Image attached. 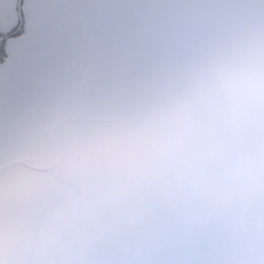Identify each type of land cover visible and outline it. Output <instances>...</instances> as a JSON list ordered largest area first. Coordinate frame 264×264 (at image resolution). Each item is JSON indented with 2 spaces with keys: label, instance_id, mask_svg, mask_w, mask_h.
Instances as JSON below:
<instances>
[{
  "label": "water",
  "instance_id": "95a60500",
  "mask_svg": "<svg viewBox=\"0 0 264 264\" xmlns=\"http://www.w3.org/2000/svg\"><path fill=\"white\" fill-rule=\"evenodd\" d=\"M178 1L180 10L188 7L187 18L177 17L187 40L172 35L165 4L173 0H86L95 76L88 100L77 95L85 103L74 107L80 125L67 121L10 167L50 172L74 186L98 211L111 213L107 223H92L107 229L106 244L120 236L131 242L120 252L135 250L140 261L213 247L218 239L234 245L240 264H264V118H254L260 127L249 140L220 113L228 90L241 82L229 76L235 27L249 25L254 31L239 42L249 57L240 79L254 87L253 103L263 112L264 0H244L232 11L220 0ZM202 14L210 24L222 19L217 39L198 35ZM220 14L225 17H214ZM140 53L155 56L146 72ZM102 78L109 80L107 91ZM221 87L226 92L213 91Z\"/></svg>",
  "mask_w": 264,
  "mask_h": 264
},
{
  "label": "flooded vegetation",
  "instance_id": "af4514ba",
  "mask_svg": "<svg viewBox=\"0 0 264 264\" xmlns=\"http://www.w3.org/2000/svg\"><path fill=\"white\" fill-rule=\"evenodd\" d=\"M243 1L220 0L230 7L229 11L237 10ZM168 4L171 5L168 21L172 35L180 40L189 39L177 19L183 16L187 18L188 7L180 10L181 2L178 0L165 5ZM92 22L86 0H0V61H5L9 53L16 62L13 67L20 74V82L27 80L26 75L33 69L32 62L27 63L28 58L43 48L58 49V54L64 59L63 66L70 67L72 61L69 52L79 44L82 29L90 34L85 58L91 55ZM252 31L254 29L250 25L235 27V42L232 43L237 44V53L229 57V63L233 66L229 76L230 82L233 79L241 82L228 90L232 96L229 95L230 99L226 100L228 106L225 112L220 111L223 115L229 114L230 129L246 134L249 140H252L250 133L257 132L260 124L254 121L258 116L253 112L254 87L240 79L242 74L247 77L244 72L248 69L249 57L246 48L242 50L245 45L239 42L248 39ZM225 44L230 42L226 41ZM224 59L227 60V57ZM261 60L264 63V52ZM217 67L224 69L220 64ZM240 84L243 87L239 88ZM213 91H219V95L226 92V88ZM229 106L234 109H228ZM261 110L263 112L259 118L263 119L264 105ZM255 111L258 112V109ZM241 117L248 119L245 124L237 123ZM7 121L11 122L12 119ZM30 123H25L26 134L36 130H29ZM9 132L5 124L0 125V264H174L170 256L141 262L135 250L115 254L102 247L98 242L96 227L91 225V220L81 210V192L50 172L10 167L19 154L26 152L24 144L28 143V138L9 146ZM203 254L206 252L180 254L175 261L190 264L192 259Z\"/></svg>",
  "mask_w": 264,
  "mask_h": 264
},
{
  "label": "rangeland",
  "instance_id": "374dc122",
  "mask_svg": "<svg viewBox=\"0 0 264 264\" xmlns=\"http://www.w3.org/2000/svg\"><path fill=\"white\" fill-rule=\"evenodd\" d=\"M197 1V0H194ZM214 17H225L224 14H220ZM205 18H209L208 15L202 14L200 19V28L198 29V35L201 36L202 41H209L211 39H217V32L224 31L222 19L215 23H208ZM204 19V20H203ZM82 36L79 44L72 47L69 52L70 59L72 61L70 67H64V59L58 54V49L43 48L35 53V55L28 58V62H32L33 69L29 70L26 75L27 80L20 82V74L13 65L16 63L9 53L6 55L5 61H0V125L5 124L10 131L7 135L9 146L19 144L22 140H26L28 135H34V143H38V136L54 134L67 123V120L72 119L75 114L74 107L76 105L84 107L85 103L77 98V95L82 93V96L88 100L90 97L89 83L95 76V72L91 70L92 56L87 55L85 58V51L89 48L90 38L89 31H81ZM158 45H162L161 41H157ZM100 49V48H99ZM94 52V61L97 62L100 56V52ZM139 53V52H138ZM12 55V53H11ZM140 60L146 57L145 62H142L141 70L146 72L155 65L153 56H149V53L141 54ZM85 62V64H84ZM87 63V64H86ZM31 65V64H30ZM58 67V69L56 68ZM134 70H138L135 67ZM256 68L253 67L251 74L255 75ZM107 77V75H103ZM19 81V83H18ZM109 80L101 79V86L107 91ZM103 89L100 87L95 90L96 97H100ZM111 99L108 96L104 101L105 103ZM7 119H12L8 122ZM26 121H30L29 130L35 128L36 130L30 131L26 134ZM33 122V123H32ZM103 192L105 191V185L101 184ZM101 191V190H100ZM63 194V192H62ZM81 210H83L87 217L93 221H101L107 223L106 219L111 213L106 211H98L96 205L90 203L85 196L81 194ZM115 211H112V216L108 219V226L113 227V216ZM105 217V218H104ZM2 217L0 215V222ZM92 225V224H91ZM98 242L102 247H106L113 253L120 252L119 247L124 244H131L130 241L118 236L115 244H106V239L109 237L107 229L98 231ZM105 248V249H106ZM196 251H203L206 254L198 256L190 261V264H197L198 262H206L212 264H240L241 260L236 253V248L216 239V245L213 247L200 246V249L190 251L188 253L172 251L165 256L156 255L151 258H163L170 256L174 260L180 254H190ZM213 257H216L214 259ZM150 259V258H149ZM146 259V260H149ZM146 260H142L144 262ZM180 260L177 264H180Z\"/></svg>",
  "mask_w": 264,
  "mask_h": 264
},
{
  "label": "bare ground",
  "instance_id": "6f19581e",
  "mask_svg": "<svg viewBox=\"0 0 264 264\" xmlns=\"http://www.w3.org/2000/svg\"><path fill=\"white\" fill-rule=\"evenodd\" d=\"M257 109V107L255 106V104H253V112H255V113H257V117H259V113L258 112H256L255 110ZM70 124H72V125H74V126H79L80 125V123L78 122V120H77V118H74V117H72V119H69V120H67ZM43 136H44V134L43 135H40V136H38V142H42V138H43ZM28 139V143H26V144H24V146L25 147H27V150L30 148V147H32V146H34V138H35V136L34 135H28V137H27ZM21 146V145H20ZM20 146H19V148H20ZM112 146V144H110L109 145V147H111ZM18 158V157H17ZM14 162V161H13ZM12 162V163H13ZM11 163V164H12ZM10 164V165H11ZM152 169H150V171H151ZM148 173V172H147ZM148 176H149V173L147 174ZM262 239V238H261Z\"/></svg>",
  "mask_w": 264,
  "mask_h": 264
}]
</instances>
